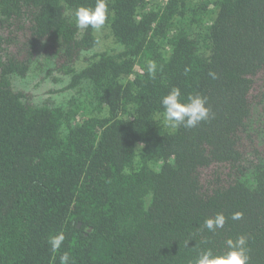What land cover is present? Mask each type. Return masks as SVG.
Returning <instances> with one entry per match:
<instances>
[{
	"label": "trees",
	"instance_id": "16d2710c",
	"mask_svg": "<svg viewBox=\"0 0 264 264\" xmlns=\"http://www.w3.org/2000/svg\"><path fill=\"white\" fill-rule=\"evenodd\" d=\"M95 4L0 0V264H193L240 235L264 264V0H107L77 29ZM174 87L211 118L166 126Z\"/></svg>",
	"mask_w": 264,
	"mask_h": 264
},
{
	"label": "clouds",
	"instance_id": "9594fccd",
	"mask_svg": "<svg viewBox=\"0 0 264 264\" xmlns=\"http://www.w3.org/2000/svg\"><path fill=\"white\" fill-rule=\"evenodd\" d=\"M108 17L107 0H96L94 8L80 6L75 11L77 29H87L91 27L94 30L103 28ZM148 74L155 76L157 65L155 62L148 64ZM209 76L213 79L217 78L215 72H209ZM206 97L196 94L189 95L187 101L181 100V90L174 87L162 98L164 108L163 119L166 126L173 129L181 126L185 128H194L204 121L211 118V109L207 106ZM243 218L242 212H234L231 216L232 220H240ZM227 217L223 213H217L213 217L205 219L203 228L210 232L224 227ZM65 240V235L61 231L56 235H52L48 239L51 250L55 253ZM227 251L223 254H216L211 248L202 251L193 264H249L250 256L248 255V237L240 235L235 239L229 238L225 241ZM60 264H71L70 256L67 252L60 256Z\"/></svg>",
	"mask_w": 264,
	"mask_h": 264
},
{
	"label": "rangeland",
	"instance_id": "374dc122",
	"mask_svg": "<svg viewBox=\"0 0 264 264\" xmlns=\"http://www.w3.org/2000/svg\"><path fill=\"white\" fill-rule=\"evenodd\" d=\"M23 83H24V82H23ZM15 84H16V86H18V87H19L21 83H19V82H16Z\"/></svg>",
	"mask_w": 264,
	"mask_h": 264
}]
</instances>
